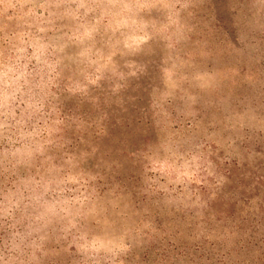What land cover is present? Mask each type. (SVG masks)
I'll return each mask as SVG.
<instances>
[{"label":"rangeland","instance_id":"rangeland-1","mask_svg":"<svg viewBox=\"0 0 264 264\" xmlns=\"http://www.w3.org/2000/svg\"><path fill=\"white\" fill-rule=\"evenodd\" d=\"M0 264H264V0H0Z\"/></svg>","mask_w":264,"mask_h":264}]
</instances>
